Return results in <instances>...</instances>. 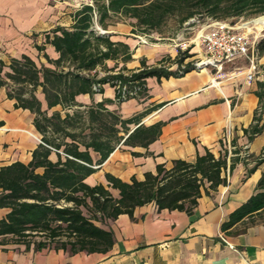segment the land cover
Listing matches in <instances>:
<instances>
[{
  "label": "trees",
  "instance_id": "16d2710c",
  "mask_svg": "<svg viewBox=\"0 0 264 264\" xmlns=\"http://www.w3.org/2000/svg\"><path fill=\"white\" fill-rule=\"evenodd\" d=\"M259 15H264V0H90L75 11L69 28L56 27L45 34L44 44L54 49L56 59L45 54L44 45H34L39 55L42 53L45 64H37L23 54L18 59L11 58L8 71L1 76L4 64L0 62V87L6 88L16 109L33 114V126L41 135L29 163L14 162L0 167V208L10 210L0 220V244L5 243L6 237L14 238L15 243L27 244L26 237L43 233L48 242L35 243L37 249L52 246V240L65 235L66 240L53 247L72 253H106L113 244L111 232L101 227L107 221L120 215L132 217L136 207L149 203L158 211L189 213L202 190L207 192L206 183L209 189L225 184L221 172L227 168V152L215 158L209 151L197 155L194 163L175 160L169 169L158 164L155 173H145L142 181L132 178L130 182H123L105 174L106 186L85 183L120 142L125 146L147 147L160 134L161 123L139 125L143 114L122 119L106 105L143 98L147 78L178 77L193 69L188 63L183 71L179 70L184 59L191 57L186 52L174 59L177 65L174 72L163 64L147 67L144 61L137 71L127 70L125 66L117 72L116 66L108 69L106 61L120 60L125 64L131 60V53L126 44L110 41L96 27L106 31L108 26L127 22L133 34L149 36L160 35L169 19H174L181 30L192 18L201 22L206 19L236 21ZM256 49L258 57L264 55V38L258 41ZM98 68L102 76H98ZM106 84L115 89L114 101L104 99L89 105L76 101L79 95L101 94ZM122 87L135 94H122ZM256 95L263 112V92ZM260 120L261 114H256L254 124L244 130L248 140L261 132ZM130 125L136 126L131 132ZM91 152L98 155L95 162ZM52 153L56 156L54 162L49 158ZM263 162L264 150L248 174ZM232 168L233 161L230 172ZM109 189L116 190L118 197L114 198ZM257 189L223 223V231L245 218L264 213V172Z\"/></svg>",
  "mask_w": 264,
  "mask_h": 264
},
{
  "label": "crops",
  "instance_id": "0c3cea01",
  "mask_svg": "<svg viewBox=\"0 0 264 264\" xmlns=\"http://www.w3.org/2000/svg\"><path fill=\"white\" fill-rule=\"evenodd\" d=\"M89 2L0 0V62L4 64L1 76L8 71L10 59H18L23 54L45 64L42 53L39 55L34 45H44L45 54L56 59L54 49L44 44L45 34L56 27L69 28L75 11ZM105 32L110 41L126 44L131 53L129 62L106 61V68L116 66L117 72L125 66L127 70L137 71L144 61L147 67L163 64L169 71L177 70L173 63L176 52L171 44L156 41L142 44L144 36L133 34L127 22L108 26ZM193 57H189L190 60ZM248 67L247 61L239 58L223 65L220 72L211 68L192 69L178 77L147 78L143 98L106 105L122 119L143 114L139 125L148 127L161 123L162 126L157 139L147 147L125 146L120 142L108 158L95 167L97 171L86 178L85 183L90 186H106L105 174L123 182H130L132 178L142 181L145 173H155L158 164L169 169L175 160L194 163L196 156L206 151L215 158L227 152V168L221 172L226 183L214 189H209L206 183L207 192L202 190L189 213L158 211L153 203L136 207L132 217L120 215L101 225L113 238L106 253H72L53 246L37 249L33 242H7L6 237L5 243L0 244V264H264V213L245 218L227 231L222 230L230 215L258 192L257 183L264 172L263 162L248 174L262 158L258 157L259 152L264 150V110L261 112L256 95L262 91L264 96V55L258 57L251 81L246 80L250 73ZM102 75L98 68V76ZM37 97L42 99L39 92ZM104 99H115V89L108 84L103 85L101 94L76 97L83 105ZM14 104L6 88L0 87V167L14 162L29 163L32 151L41 142V135L33 126V114L16 109ZM256 114H261L258 124L261 132L248 140L244 130L254 124ZM129 128L131 132L136 126ZM225 133L231 136L230 144L234 149L230 153L223 142ZM244 153L253 158L244 159ZM90 155L94 162L98 159L97 154L91 152ZM49 158L56 161L54 153ZM109 191L114 198L118 197L116 190ZM9 211L0 208V220Z\"/></svg>",
  "mask_w": 264,
  "mask_h": 264
},
{
  "label": "built area",
  "instance_id": "2783aa9c",
  "mask_svg": "<svg viewBox=\"0 0 264 264\" xmlns=\"http://www.w3.org/2000/svg\"><path fill=\"white\" fill-rule=\"evenodd\" d=\"M195 24H201V21L197 18H192L184 24V27H191ZM96 30L100 35L106 33L98 27H96ZM251 31H248L243 27V24H239L234 20L217 21L206 19L205 24L201 25V28L192 39L186 40L181 39L179 36H175L174 38L168 39V41L171 44V48L176 52V56L179 53L186 52L192 57V54H190L191 50L197 49L196 53L200 55L196 60L191 62L193 70L211 68L215 72H220L223 65L243 58L247 61L250 70V73L246 76V80L251 81L253 79L252 72L255 70L258 60L256 45L259 41L258 35H253ZM146 37L147 36L141 38L142 44H146ZM189 59L190 58L184 59L179 67L180 71L185 69ZM97 86H95L94 89H96ZM125 92H127L126 87H122L121 93L124 94ZM127 93L129 95H134L135 91L131 90ZM223 142L227 145L230 153L234 148L230 144L231 136L229 133H225Z\"/></svg>",
  "mask_w": 264,
  "mask_h": 264
},
{
  "label": "rangeland",
  "instance_id": "374dc122",
  "mask_svg": "<svg viewBox=\"0 0 264 264\" xmlns=\"http://www.w3.org/2000/svg\"><path fill=\"white\" fill-rule=\"evenodd\" d=\"M205 21L206 20L202 21L201 24H198V25L195 24L194 26L184 27L183 29L178 30L175 20L169 19L167 21V23L165 24V26L161 29L160 35H158L157 33H152L145 38V41H146V43H150V41H156L157 43H169L170 44L168 39H170L171 35H173L175 33H176L175 36H179L181 39L190 40L195 36L197 31L201 28V25L205 24ZM236 21L239 24L245 23L244 25H246L247 27H250V30L252 29L251 32H253L252 34L258 35L259 40L264 38V15H259V16H255V17H248V18L242 17V18L237 19ZM195 51H197V49H194V51H192L193 53H191V54L194 57L192 60L189 59V61H187V63H191L193 60H196L197 57L200 55L199 53H196ZM36 63L39 64L38 61ZM262 155H263V150H261L259 152L258 157H262ZM242 156L244 159H247V160H251L253 158L248 153H244ZM8 239L9 240H6L7 242H9L10 240H14V238H11V237H8ZM24 240L28 241V242H33V243L42 242V241L48 242L47 237L43 233H32L31 235L26 237ZM65 240H66V236L62 235L61 237H59L55 240H52L51 244L53 246L55 244H59V242L65 241Z\"/></svg>",
  "mask_w": 264,
  "mask_h": 264
},
{
  "label": "bare ground",
  "instance_id": "6f19581e",
  "mask_svg": "<svg viewBox=\"0 0 264 264\" xmlns=\"http://www.w3.org/2000/svg\"><path fill=\"white\" fill-rule=\"evenodd\" d=\"M245 24V23H244ZM244 24H243V27H244ZM247 24V23H246ZM244 28H246L248 31H251L250 30V27H244Z\"/></svg>",
  "mask_w": 264,
  "mask_h": 264
}]
</instances>
